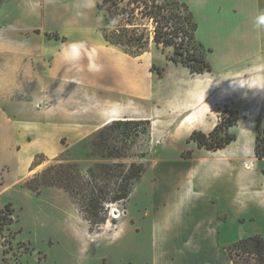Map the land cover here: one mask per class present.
<instances>
[{
  "label": "rangeland",
  "instance_id": "obj_1",
  "mask_svg": "<svg viewBox=\"0 0 264 264\" xmlns=\"http://www.w3.org/2000/svg\"><path fill=\"white\" fill-rule=\"evenodd\" d=\"M100 1L0 0V208L12 204L11 214L0 218V264H233L226 247L250 235L264 236V212L250 220L247 210L248 219L240 222L239 207L223 202V227L212 235L216 208L185 197L182 173L198 148L187 140L193 130L209 132L225 109L246 115L255 103L251 98L264 100V26L255 23L264 0H182L195 14L197 39L212 64V71L201 74L172 61L173 47L150 42L131 53L106 42ZM45 20L50 32L60 27L69 34L61 41L71 36L87 43L94 58L88 64L76 61L78 73L72 77L65 76V65L57 66L65 73L61 84L76 86L59 96L44 93L57 85L42 71L48 57L11 50L31 38L50 47ZM35 23L39 34L31 29ZM97 50L100 64H95ZM241 66L246 71L234 73ZM227 86L230 92H223ZM110 115L149 120V132L124 148L131 158L120 159L143 161L147 170L130 200L112 204L107 222L91 227L64 189L43 185L37 193L23 184L55 162L77 163L84 173L112 162L91 146ZM188 115L197 119L195 125ZM258 128L264 137L262 115ZM120 132L113 133L111 144L123 145Z\"/></svg>",
  "mask_w": 264,
  "mask_h": 264
},
{
  "label": "trees",
  "instance_id": "obj_2",
  "mask_svg": "<svg viewBox=\"0 0 264 264\" xmlns=\"http://www.w3.org/2000/svg\"><path fill=\"white\" fill-rule=\"evenodd\" d=\"M99 9L104 13L105 25L100 28L106 42L131 53L139 52L150 42L157 47H173L170 59L182 63L192 73L212 71L207 58V48L197 39L198 21L187 2L182 0H101ZM40 32L39 29L35 30ZM49 38L63 39L58 32H45ZM238 109H225L220 121L209 132L193 130L187 138L199 147L218 150L237 138L230 128L238 123ZM264 117V109L262 112ZM143 130L134 133L137 127ZM150 129L148 119H116L100 128L98 137L91 146L100 149V155L112 162H103L88 169L80 170L74 162H55L34 174L24 182V187L39 193L43 185L64 189L79 205L84 218L91 227L100 226L109 218L112 204H126L135 188L141 182L147 165L143 161L120 160L131 156L127 149L141 135ZM123 135V145H113L110 137L116 131ZM130 144L129 147L130 148ZM255 152L264 158V137L258 131ZM9 202L0 208V218L12 211ZM233 264H264V236L260 234L241 238L226 247Z\"/></svg>",
  "mask_w": 264,
  "mask_h": 264
},
{
  "label": "crops",
  "instance_id": "obj_3",
  "mask_svg": "<svg viewBox=\"0 0 264 264\" xmlns=\"http://www.w3.org/2000/svg\"><path fill=\"white\" fill-rule=\"evenodd\" d=\"M23 12L24 11H21L22 14ZM43 22L41 24H43ZM42 28L44 29V33L52 31L47 25L46 20ZM31 29H34V31L36 29L40 30V27L35 23V27ZM56 31L60 33L61 36L64 35L61 33L60 27H57ZM36 33L39 34L41 31ZM65 35L68 36L69 34ZM76 36L77 35H74V37ZM69 38L70 41L66 42L60 39L49 38L47 43H49L50 47L48 48L43 44V41L33 38L11 46V50L14 52L21 51V48H23L22 51L27 54L29 53L31 57L38 59L48 57V65L47 67L45 66L42 71L49 79L54 80L57 85L47 88V90L44 91L47 95L59 96L65 93V87H76L72 83L67 84L68 86H63L61 83H63L62 81L65 76L72 77L74 73H78L73 66L80 58L85 59L86 64H88L90 57L92 60L94 59L92 51L88 49L87 43L83 41L75 42L71 36H69ZM96 52L95 64H98L100 50ZM58 65H65V72L68 75L64 76V70H58ZM31 67L33 71L36 69L35 66H33V61ZM248 70L254 71L255 67L249 66ZM245 71V68L241 66L237 71H234V73H244ZM239 90H241V88ZM250 101L255 103L252 104L248 113L244 115L239 110L240 115L238 123L230 128V131L237 135L235 140L226 147L218 150H209L205 147H199L195 141H192L198 148L193 149L191 156L185 161L182 173L183 192L185 197H193L197 206H207L210 208L215 206L216 208L214 212V221L211 223V226L209 225L212 229V235L214 231L219 232L223 227V221L220 216L226 213L221 209L223 202L226 203L227 206L239 207L240 212L238 213V220L240 222H244L241 221V217H246L245 212L247 210L250 214H253L249 218L250 220H254L256 218L255 216H257L260 211L264 212V158H258L255 152L256 138L259 131L258 119L262 115L264 100L259 99L258 101L256 98H251ZM256 108H259V111L255 115V118H252L250 113H254ZM8 118L11 117L8 115ZM12 118L18 122L22 121L20 119H15V117ZM242 120H244V122H242ZM106 121L107 119L103 124H106ZM206 121L207 119H203V125L208 124ZM26 122L29 121L26 120ZM218 122L219 121H216L213 128ZM204 132L209 133L206 131ZM216 183H222L225 186L224 189L217 188ZM205 228H207V226ZM200 236L206 239L209 234L206 230H203Z\"/></svg>",
  "mask_w": 264,
  "mask_h": 264
},
{
  "label": "bare ground",
  "instance_id": "obj_4",
  "mask_svg": "<svg viewBox=\"0 0 264 264\" xmlns=\"http://www.w3.org/2000/svg\"><path fill=\"white\" fill-rule=\"evenodd\" d=\"M239 75H240V74H239ZM198 80L200 81V79H198ZM199 81H198V82H199ZM227 87H228V86H227ZM223 90H224L223 92H230L229 87L226 89L227 91H226L225 89H223ZM196 100H198V98H196ZM190 106H191V105H189L186 109H189ZM256 110L259 111V108H258V109L256 108ZM250 115H251V114H250ZM251 117H252V118H253V117L255 118V115H251ZM117 118H118L117 115H116V116H115V115H110V116H108L106 123H110V122L114 121V120L117 119ZM193 118H195L194 115H188V116L186 117V120L189 122L190 125H195V124L197 123V121H196L197 119L194 120ZM187 121H186V122H187ZM198 123H199V122H198ZM114 216H117V214L115 213Z\"/></svg>",
  "mask_w": 264,
  "mask_h": 264
},
{
  "label": "clouds",
  "instance_id": "obj_5",
  "mask_svg": "<svg viewBox=\"0 0 264 264\" xmlns=\"http://www.w3.org/2000/svg\"><path fill=\"white\" fill-rule=\"evenodd\" d=\"M255 23L257 27L264 26V13L256 18Z\"/></svg>",
  "mask_w": 264,
  "mask_h": 264
}]
</instances>
